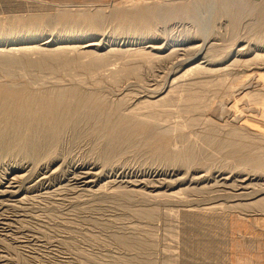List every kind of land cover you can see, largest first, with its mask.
Listing matches in <instances>:
<instances>
[{
    "label": "rangeland",
    "instance_id": "obj_1",
    "mask_svg": "<svg viewBox=\"0 0 264 264\" xmlns=\"http://www.w3.org/2000/svg\"><path fill=\"white\" fill-rule=\"evenodd\" d=\"M199 1L0 0V89L68 86L101 114L68 117L50 150L47 138L1 154L0 264H264V0L181 13ZM196 64L222 69L187 76ZM171 80L173 97L150 105ZM137 109L140 125L101 157L103 121ZM186 146L191 163H175Z\"/></svg>",
    "mask_w": 264,
    "mask_h": 264
},
{
    "label": "bare ground",
    "instance_id": "obj_2",
    "mask_svg": "<svg viewBox=\"0 0 264 264\" xmlns=\"http://www.w3.org/2000/svg\"><path fill=\"white\" fill-rule=\"evenodd\" d=\"M204 5L203 0H200L198 3H193L192 6L190 7L191 9H185L184 11H181V13H190L191 17H194L196 20H198V16H196L195 14L198 11L199 7H202ZM246 5L247 9H253V7L251 5L248 4H243ZM257 7V6H256ZM224 11H228V7L224 5L223 7ZM229 13V12H228ZM157 15H160L161 12L157 11L156 12ZM229 15V14H228ZM142 18V17H141ZM163 18V16H162ZM190 18V17H189ZM146 19V18H145ZM164 19V18H163ZM194 22V21H193ZM88 44V43H87ZM91 44V43H89ZM89 47V46H88ZM18 48V47H17ZM16 48V49H17ZM68 48V46H67ZM73 48V46H72ZM12 49V48H11ZM10 49V50H11ZM63 49V48H62ZM202 49V48H201ZM69 50V49H67ZM70 50H72L70 48ZM128 50V49H127ZM2 51V50H1ZM64 51V50H62ZM113 51V50H112ZM8 52V51H7ZM36 53V52H35ZM42 53V52H41ZM104 53V52H103ZM97 54V55H106V54ZM108 53V52H107ZM27 54V53H26ZM44 54V53H43ZM21 55V54H20ZM95 55V54H94ZM17 56V55H16ZM92 57L94 58L95 56H93L92 53ZM3 58V57H2ZM41 58V57H40ZM97 58V57H96ZM95 58V59H96ZM102 58V57H100ZM100 58H97L98 60ZM205 58V56H202L201 59ZM96 59V61H94L93 59H91L90 61H93L92 63H96V62H100V60L98 61ZM104 59V58H103ZM20 60V59H19ZM145 60V59H144ZM151 63V62H150ZM206 63V62H205ZM31 64V63H30ZM44 64V63H43ZM42 65V64H41ZM40 65V66H41ZM47 65V64H46ZM90 65V64H89ZM99 65V64H97ZM197 65V64H196ZM92 66V65H91ZM96 66V64H95ZM99 66H103L100 65ZM106 66V65H105ZM108 66V65H107ZM49 67V66H48ZM94 67V66H93ZM92 67V68H93ZM191 68L185 70L187 76L189 73L191 72H201L204 71V65H197V66H190ZM217 66L215 65L214 67H211V69H206L205 73H213L218 71V69L220 68H216ZM224 67V66H223ZM227 67V66H226ZM243 68V67H242ZM108 69V68H107ZM110 69V68H109ZM186 69V68H184ZM222 69V68H221ZM220 69V71H221ZM70 70V69H69ZM105 70V69H104ZM226 70V69H225ZM92 71V70H91ZM88 72V71H87ZM110 72V71H109ZM184 72V73H185ZM179 74V73H178ZM182 74V73H181ZM216 74V73H215ZM206 75V74H205ZM213 75V74H212ZM111 76V75H110ZM94 79V77H92ZM91 78V79H92ZM176 78V77H174ZM178 78V77H177ZM110 79V78H109ZM193 80V79H192ZM108 81V80H107ZM129 81V80H128ZM195 81V80H194ZM3 82V81H2ZM190 82V81H189ZM193 82V81H191ZM5 83H8L7 81ZM30 83V82H29ZM171 85L169 88H167V91H163L160 93H156L157 95L153 96L154 99L149 100L148 103L150 105H155L158 103H163L165 100H170L171 97H173V93H175V91L177 90V87L179 86V82L176 81L175 83H172L171 80ZM214 83V82H213ZM222 83V82H221ZM221 83H218L219 85ZM230 83V82H229ZM17 84V83H16ZM21 84V83H20ZM19 84V85H20ZM53 84V83H52ZM59 84V83H58ZM140 84V83H139ZM181 84V83H180ZM6 85H10L8 84H4ZM12 85L15 86V84L13 83ZM10 85V86H12ZM42 85V84H41ZM183 85V84H182ZM218 86V85H216ZM225 86V85H224ZM4 87V86H3ZM23 87V88H22ZM22 87H18L15 86L13 88H3L0 89V156L3 152L5 151H9L10 153H23L26 154L27 152L29 154L34 153V151L37 152V147L42 148L40 145H38L39 141L43 140H47V138L50 139V143L46 144L47 149H51L54 147L55 143L58 142V136L59 133L61 131V127L64 125L65 121L68 119V117H72L73 121H72V125L73 126H77L79 119L81 118H87V121L85 123H87V125L90 123L91 124H97L100 119H98V117L101 115L100 113H96V112H91L90 106L91 103H94L95 98L89 94L87 96H84L80 93L79 95L76 92V88H67L65 86L64 87H59V88H54V90L50 89V90H33L32 88L29 87H24L22 85ZM35 87V86H34ZM47 87V86H46ZM52 86H50L51 88ZM168 87V86H167ZM199 87V86H198ZM2 88V85H1ZM97 88V87H96ZM249 88V87H248ZM204 89V88H203ZM213 89V88H212ZM150 91V90H149ZM158 91V90H157ZM222 92V91H221ZM79 93V92H78ZM195 93V92H194ZM232 93V92H231ZM75 94L79 97L74 98ZM87 94V93H86ZM188 94V93H186ZM206 94V93H205ZM220 94V93H219ZM176 95H178V92L176 93ZM193 95V94H191ZM218 95V94H217ZM239 95V94H238ZM122 96V95H121ZM181 96V93L179 95V98ZM185 96V95H183ZM194 96V95H193ZM80 97H85V99H79ZM119 97V96H118ZM135 97V96H134ZM182 97V96H181ZM227 97V96H226ZM232 97L234 98H242L244 97V95H240L237 96V94H233ZM187 98V97H186ZM190 98V97H189ZM194 98V97H193ZM232 98V99H234ZM178 99V98H177ZM183 99V98H181ZM180 99V100H181ZM206 99V98H205ZM143 100V99H142ZM175 100V99H174ZM102 101V100H101ZM141 102V101H139ZM145 102V101H144ZM147 102V101H146ZM121 103V102H120ZM143 103V102H142ZM147 103V104H148ZM227 104L224 105L227 112L231 113V114H236L239 113V109L237 108L238 105H244V104H236L234 103L231 99H229V101L226 102ZM136 104V103H135ZM260 104V103H259ZM254 104V105H248L245 104V106L247 105L246 108L250 107V109H253L256 112H259L260 114L262 113V104L260 105ZM96 105V104H93ZM140 105V104H139ZM138 105V107H139ZM141 106V105H140ZM223 106V104H222ZM93 107V106H92ZM118 107V106H117ZM145 107V106H144ZM239 107V106H238ZM96 108V106H95ZM137 108V107H136ZM186 108V107H185ZM94 109V108H93ZM135 109V108H134ZM195 109V107H194ZM243 109H245L243 107ZM241 110V109H240ZM249 110V109H248ZM248 110H245L246 112ZM95 111V110H94ZM102 111V110H101ZM137 112H130V114H123V116L119 115L118 119L116 118L115 121L113 122H109V121H103V123L109 125V129H108V137L106 139V141L104 142L101 150H100V156L101 157H108L109 152L111 151V154L113 151V149L115 148V146H118V144L116 145L117 142L119 141H125L127 140V138H129L127 134L128 131L126 130V127L129 125H140V120H139V116L142 114L138 113V109L136 110ZM198 111V110H197ZM252 111V110H251ZM103 112V111H102ZM141 112V111H139ZM107 113V112H106ZM109 113V112H108ZM154 113V112H153ZM153 113H147V117L151 118L148 115H153ZM186 113V112H185ZM105 114V112H104ZM262 115V114H261ZM92 116V117H91ZM107 116V114H106ZM111 116V115H110ZM145 116V117H146ZM90 117V118H89ZM102 117V116H101ZM104 117V116H103ZM156 118V116H154ZM262 117V116H261ZM97 118V119H96ZM143 118V117H142ZM92 119V121H91ZM144 119V118H143ZM153 119V118H152ZM145 122V121H144ZM149 122V121H148ZM159 122V121H158ZM67 123V121H66ZM81 123V122H80ZM84 120H83V124ZM251 123V122H249ZM82 124V125H83ZM102 124V123H101ZM176 124V123H175ZM86 125V124H85ZM115 126V127H113ZM135 126H133L134 128ZM153 127V126H152ZM132 128V127H131ZM132 128V129H133ZM139 128V127H138ZM64 129V128H63ZM143 129V128H142ZM147 129V127H146ZM155 129V128H154ZM157 129V128H156ZM155 129V130H156ZM235 129V128H234ZM145 130V129H144ZM78 131V130H77ZM146 135L142 134L143 136L145 135V137H148L149 135H151L150 133H153L152 131H147L146 130ZM155 132V131H154ZM158 132V131H157ZM142 133H144L142 131ZM231 133V132H230ZM235 133V132H233ZM131 134V133H130ZM156 134V132H155ZM96 135V134H95ZM236 135L237 134H233ZM231 137L232 134H231ZM238 137V136H237ZM241 137V136H240ZM240 137H238L240 139ZM209 138V137H208ZM133 139V138H132ZM141 139V138H140ZM230 139V138H228ZM234 139V138H232ZM238 139V140H239ZM139 140V139H137ZM215 137L214 136H210L209 142L210 141H214ZM236 140V138L234 139ZM241 140V139H240ZM218 141V140H217ZM139 142V141H137ZM102 143V142H101ZM120 143V142H119ZM124 143V142H122ZM231 143V142H230ZM121 144V143H120ZM212 144V142H211ZM43 146V145H42ZM44 147V146H43ZM45 147V148H46ZM169 147V146H168ZM116 149V148H115ZM184 152L180 153L178 150L177 151H172L174 152L172 155H170L171 158H173L175 163H180L182 165H186L188 166L191 163L192 158L194 157L192 155V148L191 146H186L184 148ZM39 152V151H38ZM116 152V151H115ZM168 152V151H167ZM168 153V154H170ZM33 155V154H32ZM46 156H53L50 152H48L46 154ZM110 156V155H109ZM107 163V160H106ZM173 164V163H172ZM110 169V168H109ZM87 172V171H86ZM85 172V173H86ZM187 172V171H186ZM219 173V172H218ZM7 174V173H6ZM200 175V174H199ZM89 176V175H88ZM7 177V176H6ZM200 177V176H199ZM198 177V178H199ZM202 177V176H201ZM200 177V178H201ZM224 177V176H223ZM14 177L10 176L8 177V180L6 178V182L5 184H9L10 180H12ZM82 178V177H81ZM84 178V176H83ZM82 178V179H83ZM197 178V177H196ZM226 178V177H225ZM195 179V178H194ZM246 179V178H244ZM248 179V178H247ZM5 180V179H3ZM15 180V179H14ZM198 180V179H197ZM222 180V179H221ZM226 180V179H225ZM251 180V178H250ZM256 180V179H255ZM83 181V180H82ZM86 181V179H85ZM201 181V180H200ZM199 181V182H200ZM202 181H204V179L202 178ZM243 181V180H242ZM12 182V181H11ZM89 182V181H88ZM92 182V180H91ZM193 183L194 180H193ZM1 184V183H0ZM210 184V183H209ZM226 184V183H225ZM224 184V185H225ZM10 185V184H9ZM88 185V184H87ZM92 185V184H91ZM135 185V184H133ZM204 185V184H203ZM212 185V184H210ZM202 186V184H201ZM230 186V185H229ZM213 187V186H212ZM243 187V186H242ZM233 188V187H232ZM178 189V188H177ZM202 189V188H200ZM186 190H191V188H183V189H178V190H174L173 193L168 194L170 196H175V197H180L182 195V193H184ZM130 191V190H129ZM133 191V190H132ZM239 191V190H238ZM151 192V191H150ZM170 191H168L169 193ZM136 193H139V191H136ZM135 193V194H136ZM157 195L158 193L155 192ZM153 193L152 196L155 194ZM161 193V192H160ZM210 193V191H209ZM155 194V195H156ZM161 195V194H160ZM163 195V193H162ZM161 195V196H162ZM167 195V194H166ZM167 195V196H168ZM142 196V195H141ZM151 196V195H150ZM159 196V195H158ZM157 196V197H158ZM164 196V195H163ZM169 196V197H170ZM20 198V197H19ZM18 198V199H19ZM22 198V197H21ZM263 198V197H262ZM253 199V198H252ZM251 202L249 204H256L258 203L260 200V198H257L256 200H250ZM248 203V202H246ZM249 206V205H248ZM207 209V208H206ZM182 214L184 212H181ZM178 215V214H177ZM236 216V215H235ZM239 220V219H238ZM244 223V222H243ZM118 240H121V238L119 237ZM203 243V242H202ZM121 264V263H120Z\"/></svg>",
    "mask_w": 264,
    "mask_h": 264
}]
</instances>
